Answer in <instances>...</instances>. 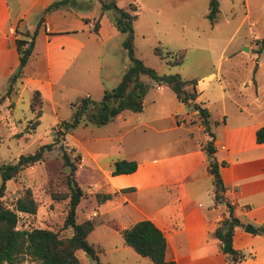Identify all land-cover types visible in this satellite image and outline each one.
I'll return each mask as SVG.
<instances>
[{"label":"crops","instance_id":"1","mask_svg":"<svg viewBox=\"0 0 264 264\" xmlns=\"http://www.w3.org/2000/svg\"><path fill=\"white\" fill-rule=\"evenodd\" d=\"M55 1L0 0V96L18 66L15 39L23 35L30 36L34 31L35 23L32 25V22L26 21L28 13L34 9L42 12ZM241 2L246 12L235 31L248 18L250 5H256L254 9L257 10L258 17L264 12V0ZM131 5L138 10L137 4ZM94 6L85 7L89 15L74 16L81 24L73 30L70 28V20L50 19L56 15L65 17L66 12L70 14L69 9L60 7L43 15L42 28L33 37L31 53L21 75L0 104V133L10 131L9 135L17 134V138L23 136L28 139L41 127L44 119L42 104L46 103L52 118L44 132L50 138V131L60 121L66 120L56 113L60 102H64L70 110L69 104L76 98H91L92 87H98L95 89L102 94L104 89L95 83L98 70L84 71V65L73 68L86 47L95 48L92 43L96 42L103 45L120 34L112 26L111 15L102 13L99 6L94 11ZM116 6L121 8L117 4ZM258 27L256 29L253 26L247 37L243 36L240 45L245 46L244 52L252 53L246 79L240 82V88L244 90L248 85L252 91L251 99L248 102H231L232 95L226 91V102H196L208 112L207 132L200 123L198 113L180 102L181 106L177 110L180 111L185 106L187 111L179 116L175 114L176 109L171 113L168 108L160 107L153 116L141 117V109L139 113L121 112L112 121L102 125L111 128L103 133L100 140L112 141L116 143V147L100 160L91 159L87 154L88 163L82 166L88 175L93 176L92 183L86 185V190H81L82 201H85L83 207L90 209L86 219L93 221V228L94 219H97L99 226L110 228L120 236L121 231L134 223L148 220L164 237L166 261L174 264H225L219 242L213 233L219 226L224 228L221 223L228 218L224 206L227 203L231 216L240 224L233 228L231 238L232 248L242 254V260L237 264H264V235L257 233V229L264 226V143H257L255 140L256 131H264V47L260 48L259 45L264 42V20L260 21ZM85 31L92 33L93 37L85 36ZM223 53L224 48L219 57ZM92 55L93 52L90 60L95 57ZM235 55L233 50L227 53L226 62ZM126 67L127 63H124L122 69L115 72V76H121ZM84 72H87V76L94 72L95 76L90 77L92 86L80 91L77 81ZM211 78L212 74L194 79L196 101L206 90ZM233 85L226 81V90L230 88L233 91ZM243 90H238L234 95ZM33 92H37L41 100V114L33 133L26 135L23 133L25 125L21 131H16L15 122L18 120L12 119V111L24 94L29 106ZM151 104L155 105L154 102ZM8 105L11 108L6 110ZM215 105L219 108L216 115L213 113ZM29 114L30 118L24 117V124L32 118L30 111ZM69 116L70 112L68 118ZM165 120L167 125L161 126L160 121ZM8 126L13 127L12 132ZM145 129L151 130L154 135L146 144L143 138ZM69 133L65 134L64 139L69 137ZM48 137L47 142L42 145L50 141ZM208 140H211L212 158L218 166L224 190L223 202L218 204L212 199V178L202 150ZM62 147L75 156V146ZM76 156L80 162L75 164V179L78 166L85 163L81 155ZM116 160L132 161L136 164V169L130 174L111 176L112 164ZM43 163L24 171L35 169L36 165ZM11 182L13 181H6L5 188ZM96 195H108L109 198L103 199L95 197ZM246 225L254 233H245L243 228ZM113 254L112 264H151L148 259L124 246L122 239L121 244L113 249Z\"/></svg>","mask_w":264,"mask_h":264},{"label":"rangeland","instance_id":"2","mask_svg":"<svg viewBox=\"0 0 264 264\" xmlns=\"http://www.w3.org/2000/svg\"><path fill=\"white\" fill-rule=\"evenodd\" d=\"M115 1L121 8H126L132 3L138 5V10H135L137 19L132 24L133 58L140 60L145 67L154 71L157 76L177 75L181 80H193L212 74L206 90L196 102H226V91L229 95H232V98H230L231 102H248L251 99L250 94L252 91L248 85L244 90L242 87L240 88V82L246 79L245 75L250 63L249 57L252 58V53L244 52L245 46L241 47L240 45L243 36L247 37V33L253 29V26L258 29L260 21L264 20V12L258 17L257 10L255 11L254 9L256 5L249 6L248 18L235 31L246 12L241 0H215L218 13L213 24H210V21L205 17L208 12V0ZM97 4L98 0H68L63 7L69 9L70 14L66 12L65 17L56 15V17L50 19L52 21H62L60 18L70 20L69 22L72 25L70 28L72 30L77 29L81 23L74 16L89 15V12L85 10V7L88 6L92 7L95 5L93 8H95L94 11H97L99 6ZM257 19L259 20L257 21ZM40 20L41 22H39ZM26 21L32 22V25L35 23L33 31L35 35L42 28V12H39L38 9L30 11ZM38 22L40 23L39 25H37ZM83 33L85 36L93 37L92 33L86 31ZM32 34L29 36L30 38ZM123 37L124 35L118 34L117 38L103 45H99L98 42L92 43L95 48L86 47L73 68L75 69L79 66L81 68L84 65V71L85 69L88 72L98 70V77L96 75L97 81L95 83L100 84L104 90L114 88L121 77H116L115 72L120 71L123 64L127 63L125 53L119 46ZM154 47H160L162 50L166 49L172 53H182L181 64L174 67L165 65L154 56L152 52ZM223 48L224 53L222 57H219ZM242 49L243 51L241 52L240 50ZM232 50L235 51L236 55L229 62H226V55ZM92 52V57L94 55L95 57L90 60ZM92 76H95L94 72L89 74V76H87V72L79 76L77 84L80 91L92 86L90 84V77ZM139 81L146 88V93L142 100L144 104L142 105L141 117L153 116L154 113L156 114L157 108L160 107L168 108L171 113L176 109L175 114L178 116L187 111L185 106H182L180 111L177 110L181 105L167 86H158L147 76H139ZM226 81L234 84L232 87L233 91H230V88L226 90ZM92 88L90 101L98 103L101 98V91L95 89L98 87ZM238 90L243 91L234 95ZM151 102H154L155 105H152ZM9 108H11V105H8L5 109ZM42 112L44 119L41 127L28 139L23 136L17 138V134L9 135L10 131L0 133V165L8 162L12 163L20 155L32 154L39 146L47 142L48 135L44 131L45 126L51 122L52 113L46 103L42 104ZM69 112L70 110L67 109L64 102H60L59 108H56L57 115L64 117L66 120ZM123 112H125L124 114H132L129 111ZM218 112V105H215L213 107L214 115ZM24 117L30 118L26 94L21 97L12 111V119L14 121L18 120V122H15L16 131H21L24 127ZM8 123L11 124V122ZM160 125L166 126L167 120L160 121ZM107 126L110 125L108 124ZM8 128H11L12 132L13 127L8 126ZM110 128L79 124L71 130L69 137L64 139L65 143L63 141L60 142V146H75V153L81 155V159L85 162L78 166L76 183L80 190H86V185L91 184L93 181V176L88 175L82 168L88 163L87 154L90 155L91 159L98 158L100 160L107 153H112L114 147H116V143L112 141L100 140L103 133L109 131ZM152 133L151 130L145 129L144 144L149 143L153 139L154 135ZM49 139V142H51V135ZM194 143H196L195 140ZM60 155L61 150L59 147H53L51 151L44 153L43 164L36 165L35 169H28L29 171H24L23 169L17 174L19 177H15L13 182L6 185L4 196L1 199L6 205L11 204L26 188L30 189L37 204L34 215H18L17 228H46L57 232L61 237L70 236L71 232L62 228L67 200L56 203L51 202L48 197L49 182L56 184L57 190L65 188L63 182L64 176L67 174V168L62 167ZM69 156L73 158L72 153ZM78 162L80 161L78 160ZM82 199L75 209V220L77 223L86 220V215L90 213L89 208L83 207L85 206V201H82ZM86 242L98 250L99 254L97 256L100 264H112V258L115 256L113 249L119 243L121 244V237L113 233L110 228L99 226V220L94 219V228L86 237ZM75 255L81 264H92L83 252L77 251Z\"/></svg>","mask_w":264,"mask_h":264},{"label":"trees","instance_id":"3","mask_svg":"<svg viewBox=\"0 0 264 264\" xmlns=\"http://www.w3.org/2000/svg\"><path fill=\"white\" fill-rule=\"evenodd\" d=\"M68 0H57L48 5L42 15L63 7ZM102 13L111 15L112 26L122 35L120 47L124 51L127 67L122 73L117 85L110 90H103L98 103H93L88 97H78L69 104L70 116L67 120L60 121L50 131L51 142L39 146L32 154L20 155L12 163L0 165V264H81L76 257V252L81 251L92 264H100L98 250L86 242L87 235L93 229L92 220H83L79 223L75 220V209L82 199V192L75 179V164L78 156L71 158V151L64 150L60 142L65 134L69 133L79 124L102 126L112 121L123 111L139 113L142 109V100L146 88L139 81V76H147L153 83L167 86L174 97L182 104L187 105L192 111H196L204 130L207 132L206 109L196 103L197 94L194 86L196 81L181 80L177 75L157 76L154 71L145 67L140 60L133 58V29L132 24L136 20L135 8L128 5L126 8H118L115 0H98ZM218 7L215 0H208V12L205 16L214 23ZM41 22V20L39 21ZM37 23L39 25L40 23ZM94 32H95V26ZM33 35H23L15 39V49L18 57V66L7 81V85L0 96V104L9 95L12 86L20 77L33 45ZM29 38V39H28ZM28 39V40H27ZM260 48L264 42L259 43ZM154 56L165 65L179 66L182 61V53H172L160 47L152 50ZM29 111L32 118L28 120L23 133L30 135L38 125L41 114V100L37 92H33L29 100ZM210 136V134H208ZM257 143H264V131L259 129L255 133ZM61 150L62 167L67 168L64 176V189L57 190V185L49 182L48 197L51 202H66L65 216L62 228L69 230V237H61L57 232L46 228L19 229L16 224L18 215H34L37 204L30 189H24L11 204L2 202L5 182L14 181L17 174L23 169L44 161V153L51 151L53 147ZM207 158L208 173L212 178V199L214 203L223 202V187L218 174V166L212 158L213 148L211 140L204 143L202 149ZM136 164L132 161L116 160L112 164L111 176L126 175L134 172ZM264 176V169H263ZM108 199V195H96ZM228 218L222 221L224 228L220 226L214 230L213 236L219 242L220 252L224 256L225 264H237L242 260V254L231 246L233 228L239 226V222L231 216V209L224 204ZM259 235H264V226L257 229ZM124 246L129 247L134 253L148 259L151 264H174L164 259L165 240L162 234L148 220L134 223L129 228L120 232Z\"/></svg>","mask_w":264,"mask_h":264},{"label":"water","instance_id":"4","mask_svg":"<svg viewBox=\"0 0 264 264\" xmlns=\"http://www.w3.org/2000/svg\"><path fill=\"white\" fill-rule=\"evenodd\" d=\"M243 231L245 233H249V234L254 233V230L250 226H248V225L244 226Z\"/></svg>","mask_w":264,"mask_h":264}]
</instances>
